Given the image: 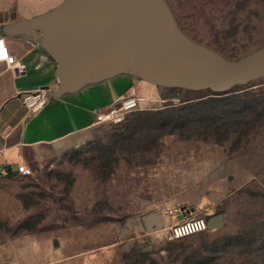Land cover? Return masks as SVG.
Instances as JSON below:
<instances>
[{
  "label": "rangeland",
  "instance_id": "obj_1",
  "mask_svg": "<svg viewBox=\"0 0 264 264\" xmlns=\"http://www.w3.org/2000/svg\"><path fill=\"white\" fill-rule=\"evenodd\" d=\"M33 1L0 0V22L15 15L13 4ZM65 1L43 0L41 10ZM163 2L184 38L226 63L264 59V0ZM126 70L122 62L108 76L91 72L87 83L120 75L116 93ZM143 82V110L223 92L264 102V73L225 91ZM138 111L63 142L31 176L0 179V264H264V112L250 125L189 124L157 137L130 131ZM173 207L183 218L221 213L223 225L172 239L164 226L179 220L167 214ZM151 212L164 225L149 232L142 217Z\"/></svg>",
  "mask_w": 264,
  "mask_h": 264
},
{
  "label": "water",
  "instance_id": "obj_2",
  "mask_svg": "<svg viewBox=\"0 0 264 264\" xmlns=\"http://www.w3.org/2000/svg\"><path fill=\"white\" fill-rule=\"evenodd\" d=\"M64 3V4H63ZM31 21H19L32 37L53 39L58 87L86 70L97 73L119 63L129 64L139 78L168 86L225 91L264 73L256 64H230L189 42L176 29L163 0H67ZM53 51V50H52ZM223 214L207 219L208 229L223 225ZM147 231L163 228L157 212L146 214Z\"/></svg>",
  "mask_w": 264,
  "mask_h": 264
},
{
  "label": "crops",
  "instance_id": "obj_3",
  "mask_svg": "<svg viewBox=\"0 0 264 264\" xmlns=\"http://www.w3.org/2000/svg\"><path fill=\"white\" fill-rule=\"evenodd\" d=\"M33 8H21L13 4L15 15L0 22V42L6 47L24 72L18 73L4 58H0V167L24 163L32 169L45 163L63 142L89 135L98 125L95 110L116 103L120 97L138 93L144 83L134 72L122 90L112 91V84L120 80H103L87 83L91 71L86 70L79 78H70L53 95L58 87L57 68L60 61L55 57L53 39L51 50L46 38L32 37L26 28L17 27L19 21H31L42 17L43 0H34ZM22 4V3H21ZM23 5V4H22ZM40 7V9H39ZM53 50V51H52ZM118 67L100 69L97 74L107 75ZM97 80V79H96ZM46 89L52 96L36 112H29L21 101L25 92ZM186 214H180L182 219Z\"/></svg>",
  "mask_w": 264,
  "mask_h": 264
},
{
  "label": "trees",
  "instance_id": "obj_4",
  "mask_svg": "<svg viewBox=\"0 0 264 264\" xmlns=\"http://www.w3.org/2000/svg\"><path fill=\"white\" fill-rule=\"evenodd\" d=\"M226 93L198 100L187 99L181 101L180 105L166 106L156 110L142 109L134 115L135 130L130 131L135 133L143 131L141 133L148 136L153 132L158 137L164 132H171L179 126L189 124L218 131L222 127L228 129L234 126L250 125L254 122L255 116H263L264 102L260 101L261 98H253L248 94L241 96L236 92ZM207 106L210 109L205 112L202 107Z\"/></svg>",
  "mask_w": 264,
  "mask_h": 264
},
{
  "label": "built area",
  "instance_id": "obj_5",
  "mask_svg": "<svg viewBox=\"0 0 264 264\" xmlns=\"http://www.w3.org/2000/svg\"><path fill=\"white\" fill-rule=\"evenodd\" d=\"M0 58H4L7 63L15 67L18 73L24 72V66L18 65L15 61L14 56L8 55L6 47H4L0 42ZM52 93L46 89H38L35 91L25 92L21 96V101L25 108L29 112H36L41 109L46 102L50 99ZM149 99L137 93H131L124 95L119 98V100L112 104L111 106L105 107L103 109L98 108L95 110V122L97 124L105 122H119L123 119L124 115L136 110H142L144 104L149 103ZM144 105V106H143ZM33 174V169L30 166H27L24 163L16 165H3L0 167V179L19 175L22 177H28ZM185 213L178 207L170 208L167 211V214L170 217L179 216L180 214ZM167 235L172 239H181L187 236H191L205 230H208L207 218L206 217H185L179 219L175 222H172L168 226H164Z\"/></svg>",
  "mask_w": 264,
  "mask_h": 264
}]
</instances>
